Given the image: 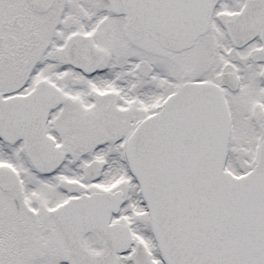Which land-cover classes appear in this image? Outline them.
Instances as JSON below:
<instances>
[{"label":"snow or ice","instance_id":"6c2138e0","mask_svg":"<svg viewBox=\"0 0 264 264\" xmlns=\"http://www.w3.org/2000/svg\"><path fill=\"white\" fill-rule=\"evenodd\" d=\"M0 264H264V0H0Z\"/></svg>","mask_w":264,"mask_h":264}]
</instances>
